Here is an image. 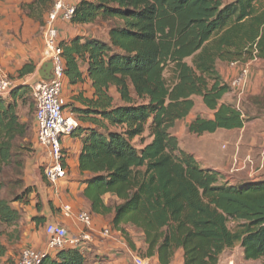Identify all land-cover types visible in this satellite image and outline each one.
Segmentation results:
<instances>
[{"label": "trees", "instance_id": "trees-1", "mask_svg": "<svg viewBox=\"0 0 264 264\" xmlns=\"http://www.w3.org/2000/svg\"><path fill=\"white\" fill-rule=\"evenodd\" d=\"M54 5V0H34L22 9L44 27ZM98 21L114 23L108 42L89 37L60 42L69 84L84 82L86 67L94 89L92 99L79 97L82 107L71 109L79 122L71 136L82 141L80 171L90 174L83 196L92 212L114 214L115 228L140 231L141 258L156 257L159 264H172L178 252L182 264H219L238 245L245 260L264 264V180L224 182L223 174L202 168L182 150L171 132L191 114L195 97L214 118H196L190 134L242 129L248 122L240 107L223 102L232 89L217 64L264 60V0H82L76 5L71 23ZM35 69L26 63L18 78ZM29 93L28 86L18 85L8 99H0V196L6 169H23L19 151L26 149L32 127L18 109ZM23 188L10 201L0 198L5 228L0 258L8 252L2 237L12 244L20 240L21 214L12 204L27 205L33 192ZM106 195L113 197L111 204L104 202ZM41 264L91 261L67 249L46 255Z\"/></svg>", "mask_w": 264, "mask_h": 264}, {"label": "crops", "instance_id": "crops-1", "mask_svg": "<svg viewBox=\"0 0 264 264\" xmlns=\"http://www.w3.org/2000/svg\"><path fill=\"white\" fill-rule=\"evenodd\" d=\"M33 1L0 0V73L13 81L16 86L22 85L24 80L28 78L35 81L43 79L38 71L47 63L45 60L44 27L29 18L22 9L23 5L30 4ZM54 1L56 4L60 0ZM62 1L66 5L76 7L82 0ZM90 26L75 25L59 20L56 23L59 41H70L76 37H87L88 34L86 31ZM28 62H33L36 67L35 72L24 78H18V72ZM217 69L227 84H230V81L237 73L236 70L230 67V64H227V67H223L218 63ZM83 72L85 81L82 83L72 86L69 84V80L66 79L64 97L67 105L71 103L75 107H82V104L77 101V98L92 99L94 97V89L86 74V67H83ZM110 93L115 102L119 103L120 98L116 93V89L112 88ZM250 96H254V100L256 101L252 122L245 123L242 129H219L214 134L205 133L202 136L190 134L188 126L198 117L213 119L214 112L207 109L202 98L195 97V108L191 114L185 120L178 122L171 131L179 139L181 149L194 155L197 161H200L197 151H205L204 154L208 155L207 159H210V162L215 160L211 159V157H216V161H221V164H214L211 167L222 172H225V170L231 171V168L235 166L236 162L238 166L234 168L235 171L241 172L246 170L250 167L248 163L249 159L256 168H263L264 107L260 103V100L264 96V60L258 59L257 62L253 63L246 94L241 97L231 91L224 96L223 102L229 103V98L235 97L237 103L235 104L233 102L230 104L241 107L242 102L245 104V100ZM198 104L200 111L196 109ZM65 113L69 117H76L71 108L66 107ZM244 115L249 117L245 113ZM249 125H252L253 128V135L251 137H247L246 134L248 133L246 131ZM202 137H206L205 140L210 145L202 146L199 142L194 147H190L189 145L184 147L183 141L185 139L188 138L197 142V139ZM217 140H220L222 144L227 143V141L229 143V149L219 158L216 155H211V152H209L213 146L212 144H215ZM35 142L36 139L34 141V154L27 159L24 169L25 187L32 188L33 192L29 196V204L20 206L22 211L16 208L20 214L24 213L22 223L19 227L20 240L14 242L17 243L16 248L22 250L25 247H31L40 252H47L49 237L46 234V227L48 225H61L71 235H77L82 231L83 227L80 223L75 219L66 218L63 215L61 206L69 205L75 212L92 213L93 226L97 232L106 228H110L113 231L110 239L98 237L94 243L89 245V252L86 255L91 261V264H132L135 257H142L141 254L145 251L143 234L131 226L115 228L113 225L114 214L101 215L93 213L91 204L84 198L83 192L87 187L86 181L90 177V174H83L80 171L81 139L73 138L72 136L62 139V145L66 155L65 165L68 171V177L57 185L56 190L47 182L43 175V170L49 162V158L45 153L36 149ZM150 142L151 139H147L145 144ZM109 200H113V197L106 195L104 202L108 204ZM37 217L39 219L34 220ZM2 243L7 247L8 252L5 257L0 258V264L16 263V259L18 258L10 250L12 243L7 241H2ZM50 255L55 256L56 253L51 252ZM150 260L152 264H159L156 257L150 258Z\"/></svg>", "mask_w": 264, "mask_h": 264}, {"label": "built area", "instance_id": "built-area-1", "mask_svg": "<svg viewBox=\"0 0 264 264\" xmlns=\"http://www.w3.org/2000/svg\"><path fill=\"white\" fill-rule=\"evenodd\" d=\"M75 7L58 1L47 15L44 25L45 60L53 65L52 79L35 81L31 78L24 80L22 85L29 86L35 102L36 114V142L37 150L45 153L49 162L45 166L44 176L47 182L56 190L57 185L67 179L68 171L65 165L66 155L62 145V138L71 136L79 126V122L65 113L67 105L64 97L66 82V67L63 50L60 47L57 21L71 23ZM258 59L247 63H230V67L237 71L230 81L232 91L239 96L246 94L251 78L252 65ZM16 84L0 73V99H8ZM66 218L75 219L83 227L77 235H71L61 225H48L46 234L49 237L47 252H40L31 247L22 249L15 264H41L46 255L62 250L73 249L82 254L89 252V245L98 237L110 239L113 231L110 228L97 232L93 226V215L89 212H75L69 205L61 206ZM134 264H151L150 259L135 257Z\"/></svg>", "mask_w": 264, "mask_h": 264}, {"label": "rangeland", "instance_id": "rangeland-1", "mask_svg": "<svg viewBox=\"0 0 264 264\" xmlns=\"http://www.w3.org/2000/svg\"><path fill=\"white\" fill-rule=\"evenodd\" d=\"M222 1L224 4H229V3L234 2L235 0H222ZM113 25H114V23H112V22L98 21L95 24H92L89 28H87V31H86V33L88 34L87 37L97 38V39L108 42L109 41V31ZM219 65L223 66V67H227V63H224V62H219ZM29 89H30V93L26 97V103L24 105H20L19 109H18V113H19L22 121L30 124L32 127L31 136L23 142L26 149H22L19 151V155H21V157L23 158V169H21V171H20L15 167H9L8 169H6V172L2 176V179L6 183V187H5L4 191L2 192L0 198L1 199H7L9 201L12 200V196H11L12 194H14V193L20 194L23 191V189H24L23 187L25 185L24 184L25 183L24 182L25 165H26L27 159L32 157L34 154V141L36 139V123H35L36 108H35L34 98L32 95V90L30 87H29ZM254 99H255L254 96L248 97L245 100V104H243V102H242L241 107H240L242 109V111L245 114H247V116H249V117H247L248 122H252L254 119L253 110H254V106H256L255 105L256 101ZM233 102L236 104L237 99L235 97H230L229 103H233ZM260 103L264 107V96L261 98ZM69 105L70 106H68V108L72 109V104L69 103ZM196 109L198 111H200L199 110V104L197 105ZM246 132H248V133H246L247 137H251L253 135L252 125H249L248 130ZM205 139H206V137L198 138L197 139L198 141L196 142V141H192V139L187 138L183 141L184 147H186L187 145H189L190 147L191 146L194 147L199 142H200V144H202V146L210 145V143L207 142ZM227 143H228V141H227ZM227 143L222 144L220 142V140H217V142L215 144H212L213 146L211 147L209 152H211V155L212 154L216 155L219 158L220 156H223L225 154V152L229 149V143L228 144ZM199 152L200 151H197L198 159L200 160V161H198V163L200 164V166L202 168L213 169L211 166H213L214 164L215 165L221 164V161H219V162L216 161L217 160L216 157H211V159H215V160L210 162L209 161L210 159L209 160L207 159L208 155L204 154L205 151H203V152L201 151L200 153ZM248 163L250 164V167H248L246 170H243L241 172L234 170V168L235 167L237 168V166H238L237 162L235 163V166H233L231 168V171L225 170V172H222V171L215 170V169H213V170L218 171L221 174H223L224 182L229 183V184H238V183L245 182V181L264 180V165H263V168L262 167L256 168V166L253 164V162L250 159H249ZM43 175H44V170H43ZM21 181L24 184V185H22L23 187L20 186V188H19L18 186H15L17 182H21ZM108 203L111 204L112 200H109ZM21 205H22L21 203H17V202L12 204V206L15 209L18 208L20 211H22V209L20 207ZM23 214L24 213H21L20 225L22 223ZM230 226L233 227V224H230ZM4 229L5 228L0 226V231H2ZM12 230L13 229H10L9 231L11 232ZM1 241H7L6 237H2ZM16 245H17V243L11 244L10 250L18 258L20 256V253L22 250L19 248H16ZM182 259H183L182 253L178 252L176 254V257L174 258L172 264H182ZM262 263H263L262 260H259V261H247V260H245L244 255H243V250L239 245L236 246L233 250L226 251L220 257V261H219V264H262ZM11 264H15V263L11 262ZM132 264H134V262Z\"/></svg>", "mask_w": 264, "mask_h": 264}, {"label": "water", "instance_id": "water-1", "mask_svg": "<svg viewBox=\"0 0 264 264\" xmlns=\"http://www.w3.org/2000/svg\"><path fill=\"white\" fill-rule=\"evenodd\" d=\"M52 69H53L52 63L47 62L41 67V70L38 72L45 81H50L52 79Z\"/></svg>", "mask_w": 264, "mask_h": 264}]
</instances>
